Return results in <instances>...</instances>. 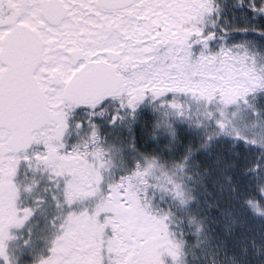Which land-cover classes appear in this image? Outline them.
I'll list each match as a JSON object with an SVG mask.
<instances>
[{"label": "snow or ice", "instance_id": "snow-or-ice-1", "mask_svg": "<svg viewBox=\"0 0 264 264\" xmlns=\"http://www.w3.org/2000/svg\"><path fill=\"white\" fill-rule=\"evenodd\" d=\"M0 264H264V0H0Z\"/></svg>", "mask_w": 264, "mask_h": 264}]
</instances>
